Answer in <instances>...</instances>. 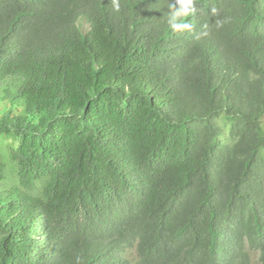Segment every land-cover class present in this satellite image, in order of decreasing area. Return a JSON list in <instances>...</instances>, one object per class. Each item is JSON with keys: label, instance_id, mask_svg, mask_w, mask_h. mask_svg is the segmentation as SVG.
Here are the masks:
<instances>
[{"label": "trees", "instance_id": "1", "mask_svg": "<svg viewBox=\"0 0 264 264\" xmlns=\"http://www.w3.org/2000/svg\"><path fill=\"white\" fill-rule=\"evenodd\" d=\"M4 102L0 264H264V0H0Z\"/></svg>", "mask_w": 264, "mask_h": 264}, {"label": "rangeland", "instance_id": "2", "mask_svg": "<svg viewBox=\"0 0 264 264\" xmlns=\"http://www.w3.org/2000/svg\"><path fill=\"white\" fill-rule=\"evenodd\" d=\"M81 27L84 31L87 28L85 24H81ZM7 107H8V104L6 102H4L3 104H0V111L1 112L2 110L4 111ZM0 146H1V143H0ZM251 264H258L255 256H253V259L251 260Z\"/></svg>", "mask_w": 264, "mask_h": 264}, {"label": "clouds", "instance_id": "3", "mask_svg": "<svg viewBox=\"0 0 264 264\" xmlns=\"http://www.w3.org/2000/svg\"><path fill=\"white\" fill-rule=\"evenodd\" d=\"M175 27H179L178 25H175Z\"/></svg>", "mask_w": 264, "mask_h": 264}]
</instances>
